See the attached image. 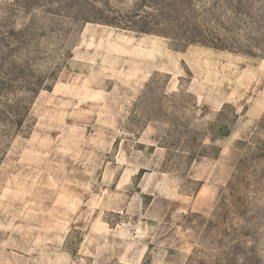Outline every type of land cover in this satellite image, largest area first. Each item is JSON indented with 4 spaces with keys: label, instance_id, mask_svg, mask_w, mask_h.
<instances>
[{
    "label": "rangeland",
    "instance_id": "rangeland-1",
    "mask_svg": "<svg viewBox=\"0 0 264 264\" xmlns=\"http://www.w3.org/2000/svg\"><path fill=\"white\" fill-rule=\"evenodd\" d=\"M0 264H264V0H0Z\"/></svg>",
    "mask_w": 264,
    "mask_h": 264
},
{
    "label": "crops",
    "instance_id": "crops-1",
    "mask_svg": "<svg viewBox=\"0 0 264 264\" xmlns=\"http://www.w3.org/2000/svg\"><path fill=\"white\" fill-rule=\"evenodd\" d=\"M117 50V47H114L113 49V52H115ZM118 52V51H117ZM127 52H131L130 50ZM134 55H132L131 59H130V63H133V67L135 68V70H143V71H146V70H149L148 68L150 67V62L149 60L150 59H147L149 57H144L145 53L143 52V54H140V53H136V51L133 52ZM167 68V65L165 63H160V66H159V70H166ZM197 95L200 96V92H195ZM260 101H256L255 105H257V107L260 106L261 103H259Z\"/></svg>",
    "mask_w": 264,
    "mask_h": 264
}]
</instances>
